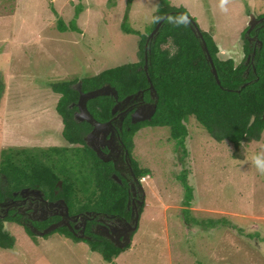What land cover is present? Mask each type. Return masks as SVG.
Masks as SVG:
<instances>
[{"label":"rangeland","instance_id":"374dc122","mask_svg":"<svg viewBox=\"0 0 264 264\" xmlns=\"http://www.w3.org/2000/svg\"><path fill=\"white\" fill-rule=\"evenodd\" d=\"M0 1V151L67 145L56 111L59 96L50 84L136 62L141 39L123 31L126 11L131 28L145 33L159 3L10 0L13 5L6 7ZM169 1L184 7L234 56L242 53L251 17L264 16V0H228L224 8L220 0ZM7 15L8 23L2 20ZM60 19L67 25L76 19L80 32H60ZM187 126L186 152L169 141L168 128H146L135 137L133 157L150 170L143 183L146 204L130 247L113 263L59 233L30 237L25 229L8 226L18 240L12 249L0 250V264H264V175L246 158L236 160L232 144L213 140L195 119ZM261 151L264 136L246 147V157ZM185 171L193 189L190 207L180 181Z\"/></svg>","mask_w":264,"mask_h":264},{"label":"trees","instance_id":"16d2710c","mask_svg":"<svg viewBox=\"0 0 264 264\" xmlns=\"http://www.w3.org/2000/svg\"><path fill=\"white\" fill-rule=\"evenodd\" d=\"M158 1L152 24L145 33L131 28L127 18L129 11H126L122 28L127 34L140 36L138 60L109 68L96 76L83 78V92L110 84L118 91L120 99L140 90H145L146 99H150L149 75L159 97L158 106L150 121L139 125L132 124L131 131L124 133V141L131 153L135 149L134 139L139 130L146 128H168L169 141H177V146L180 147L178 150L186 152L185 143L189 137L187 124L193 118L213 140L232 144L233 157L236 160H245L246 147L262 141L264 136V28H261L258 34L262 48L257 51L253 64L251 62L246 65L244 61L236 64L233 59L220 61L217 58L219 47L213 33L203 31L184 7L174 6L169 0ZM2 2L8 7L6 3L13 5L12 2L15 3L16 0ZM81 13L82 9L79 8L76 18ZM166 15L168 17L157 37L149 41V49L146 50L150 34ZM9 19L7 15L2 20L8 23ZM192 22L197 23L207 42L220 84L212 73L202 42L196 36ZM57 29L62 33L80 32L76 19L69 25L60 19ZM248 46L246 42L244 48L246 53H249ZM146 55L148 75L145 70ZM78 81L79 79L62 80L50 84L52 91L59 96L56 110L64 124L63 136L70 144L77 146L73 148L53 146L50 148L52 150L48 147H39L35 148V151L30 147H4L0 151V201L12 191L27 186H39L52 197H55V191L58 190L57 197L66 200L72 213L93 210L129 219L131 213L127 208L129 193L126 190V183L123 181V185L114 180L112 174L116 171L113 165L101 160L96 152L86 145L81 134V124L74 120L77 107H70L79 99V93L74 89ZM114 103L112 97L101 96L90 100L88 108L97 119L106 121L111 117ZM253 117L255 120L251 124ZM133 168L139 178L150 174V170L140 168L136 160L133 161ZM187 178L186 171L180 175L186 193L185 206L190 207L193 189ZM59 181L62 182L61 187L58 185ZM2 184L5 185L4 191L1 189ZM145 204L146 202L141 207L140 214L144 211ZM186 211V214H191L189 210ZM7 221L10 229L24 227L30 237L34 236L30 229L22 226L18 217L10 216ZM215 224L214 221L207 223L209 226ZM199 226L208 228L203 222L199 223ZM54 233L71 238L77 243H86L93 252L100 254L106 263H113L130 247L129 245L123 249L118 248L107 239L91 241L78 238L67 227H61L47 236ZM250 237L253 238L252 235ZM17 240L16 234L4 233L2 225L0 226V250L12 249L16 246ZM262 241L264 242V239Z\"/></svg>","mask_w":264,"mask_h":264},{"label":"flooded vegetation","instance_id":"af4514ba","mask_svg":"<svg viewBox=\"0 0 264 264\" xmlns=\"http://www.w3.org/2000/svg\"><path fill=\"white\" fill-rule=\"evenodd\" d=\"M263 17L264 16L256 18V21H254V28L249 35H247L246 33L250 29V26L249 29L247 28L246 32L244 33L243 37H246L247 39L246 42L249 45V53L245 52V43L243 48L240 49L242 50V53H239L238 56L233 57V61H235L236 64H239L243 61L246 65L251 62L252 64L255 62V59H253L254 53L257 54V51L262 48V46L260 47L259 41L261 40L259 39L258 34L260 29L264 28V19H262ZM250 22H252V19ZM148 43L149 42H147V45ZM248 72L249 70H247V73ZM129 96H133V98H131L128 102H125L124 100ZM129 96L123 99H120V97L116 99L115 97L108 96L112 97L115 103L111 109V117L106 121L99 120L92 113L91 114L101 123L111 122V126H109L108 128H104L99 137L94 138L93 144L99 147L103 151V153L110 158V161L107 163L112 164L116 171V173L112 174V177L116 174L122 179L123 185L124 182L126 183V190L129 193L127 208L131 213L130 218L127 219L126 217L117 216L115 214L101 213L93 210L72 213L70 211V208V217H67L66 209L64 206H53L55 203H59V201L61 200H64L66 202L64 198L57 197L59 195L58 190L55 191V197H52L51 195L45 193L39 186H27L22 189L12 191L10 195L6 194L4 199L0 201V226L2 225L4 233H9L10 235H13V233H15L17 235V232H9L7 221L8 217L15 216L18 217L22 226L30 229L32 233L37 235L38 237H42L40 236V233L49 228L51 225L59 223L63 219V217L60 215H63L65 220L69 222L68 226L63 227H67L69 231L76 237L78 235H83L82 233L84 232V235L89 238H87V240L94 241L99 239H107L110 241V238L107 237L104 233V228H107V232H109V235L115 238L118 243H122L121 239L123 238V236H120V239L117 240V234L123 235L129 230V223H131L133 220L132 214L134 212V209L140 206V202L146 201V196L140 183V178L134 172L133 161L135 159L132 153L127 148L123 135L126 131H131L132 124L139 125L140 123H142H133L132 119L134 113L137 110H140L143 107H148L149 105L154 103L151 91L150 99H146L145 90H140L137 93L131 94ZM77 103L71 105L70 108L77 107ZM118 103L119 106L117 112L113 114V110ZM77 112L78 107L74 113V120L77 123L81 124V134L83 135V139L86 145L90 148L87 139L90 133H92V131L94 130V127L85 121L83 122L78 120L76 118ZM62 138L67 145L62 144L61 146L65 148H73L77 146L76 144H70L64 138L63 131ZM83 146L84 145H81V147ZM50 148L51 146L48 147V149ZM60 182L61 181H59L58 183L59 187L62 186V182ZM1 189L2 191H4L5 185L2 184ZM47 223L49 224L46 225ZM34 230L35 232H33ZM134 233L132 237L134 236Z\"/></svg>","mask_w":264,"mask_h":264},{"label":"water","instance_id":"95a60500","mask_svg":"<svg viewBox=\"0 0 264 264\" xmlns=\"http://www.w3.org/2000/svg\"><path fill=\"white\" fill-rule=\"evenodd\" d=\"M168 17V15H166L156 26V28L154 29V31L151 33L149 39H148V42L150 40H153L157 37L165 19ZM252 19V22H250L249 26H250V29L249 31L247 32V35H249L251 33V31L253 30L254 28V21H256V17L252 16L251 17ZM192 27H193V30L196 34V36L201 40L202 42V47H203V50L204 52L206 53L207 55V58H208V61L211 65V68H212V73L214 74L218 84H220V79H219V76H218V72H217V69H216V66H215V63H214V60L209 52V49H208V45H207V42L205 41L204 39V36L200 30V28L198 27L197 23L196 22H192ZM260 43V47L262 46V42L259 41ZM220 47V46H219ZM146 49H148V45L146 46ZM232 54H235V52H232L230 53L229 51H226L224 49H222L221 47L219 48V51L217 53V58L220 60V61H228V60H231L233 59L232 57ZM256 57V53H254V56H253V59H255ZM148 57L146 55V67H145V70L147 72V75H148ZM254 71H256V69L254 68ZM148 80H149V83H150V91H151V94H152V99L154 100V103L149 105L148 107H143L141 108L140 110H137L134 115H133V123H138V122H144V121H150L153 116L155 115V112L157 110V106H158V94H157V91L154 87V85L152 84V80L150 78V76L148 75ZM83 88V85H82V80L81 81H78V83L74 86V89L76 91H78L79 93V101L78 103L76 104V106L78 107V112L76 114V118L80 121H85L87 123H89L90 125H92L94 127V130L92 131V133H90V135L88 136V144L90 146V148L96 152V154L98 155V157L103 160L104 162H109L110 161V158L107 157L103 151L95 146L93 144V140L94 138H97L99 137L100 133L102 132V130L104 128H108L109 126H111V122L109 123H101L99 122L92 114L91 112L89 111L88 109V102L92 99H95V98H98V97H101V96H112V97H115L116 99L119 98V94H118V91L112 87L111 85H105L99 89H95V90H92V91H89V92H83L82 90ZM143 93V92H142ZM131 98H133V96H129L127 97L124 101L125 102H128ZM118 106H119V103L115 106L114 110H113V114H115L117 112V109H118ZM255 120V117L252 118L251 120V124L254 122ZM114 180L120 184H122V180L120 179V177L118 175H114L113 176ZM144 202H140V206L136 207L134 209V213L132 214V222L129 223V230L127 232H125L123 235L121 234H117V240L120 239V236H123V238L121 239V242L122 243H118L116 241L115 238H113L112 236L109 235V232H107V228H104L105 229V235L107 237L110 238V241L115 244L118 248H126L127 246H129L131 243H132V235L133 233L138 229V224H139V219H140V211H141V207L143 205ZM53 206H64L65 209H66V215L67 217H70L69 216V207L68 205L66 204V202L64 200H61L59 201V203H55ZM63 217V219L59 222V223H55L53 225H51L49 228H47L46 230H44L43 232L40 233V236L44 237L46 235H49L50 233H52L53 231H56L57 229L63 227V226H68L69 225V222L65 220L64 216L63 215H60ZM35 232V230L33 231ZM115 233V232H114ZM83 235H78L77 237L78 238H85L87 239L88 237H86L84 235V232L82 233ZM89 239V238H88Z\"/></svg>","mask_w":264,"mask_h":264},{"label":"clouds","instance_id":"9594fccd","mask_svg":"<svg viewBox=\"0 0 264 264\" xmlns=\"http://www.w3.org/2000/svg\"><path fill=\"white\" fill-rule=\"evenodd\" d=\"M228 3V0H220V5H221V8H224L225 5H227ZM244 54V53H243ZM233 57H234V54H233ZM256 58V57H255ZM244 59V58H243ZM145 122V121H144ZM150 129V128H149ZM143 130V129H142ZM142 130H139L138 134L142 131ZM127 145V144H126ZM134 145H135V139H134ZM134 152V151H133ZM133 152H132V155H133ZM246 159L256 168V170L261 174V175H264V151H261V152H253V153H250ZM238 162V161H237ZM147 178L148 176H145V177H142L140 178V183L142 185V189L145 193V189H144V186H143V183H145L147 181ZM121 179V178H120ZM122 180V179H121ZM146 196V195H145ZM144 204V203H143ZM143 206V205H142Z\"/></svg>","mask_w":264,"mask_h":264}]
</instances>
